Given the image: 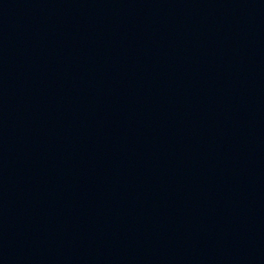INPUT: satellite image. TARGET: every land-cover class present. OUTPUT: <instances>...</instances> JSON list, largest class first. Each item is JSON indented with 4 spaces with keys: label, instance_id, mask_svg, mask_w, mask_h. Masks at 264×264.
Wrapping results in <instances>:
<instances>
[{
    "label": "water",
    "instance_id": "obj_1",
    "mask_svg": "<svg viewBox=\"0 0 264 264\" xmlns=\"http://www.w3.org/2000/svg\"><path fill=\"white\" fill-rule=\"evenodd\" d=\"M0 264H264V0H0Z\"/></svg>",
    "mask_w": 264,
    "mask_h": 264
}]
</instances>
